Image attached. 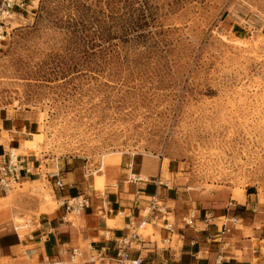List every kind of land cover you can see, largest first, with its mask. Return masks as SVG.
Wrapping results in <instances>:
<instances>
[{"label":"rangeland","instance_id":"rangeland-1","mask_svg":"<svg viewBox=\"0 0 264 264\" xmlns=\"http://www.w3.org/2000/svg\"><path fill=\"white\" fill-rule=\"evenodd\" d=\"M28 3L0 40V116L23 121L14 145L50 168L9 194L33 206L15 217L21 236L31 216L58 208L45 174L68 161L87 189H105L99 202L122 190L110 174L149 157L192 209L225 191L263 203L264 0ZM144 234L159 239L151 226Z\"/></svg>","mask_w":264,"mask_h":264},{"label":"crops","instance_id":"crops-1","mask_svg":"<svg viewBox=\"0 0 264 264\" xmlns=\"http://www.w3.org/2000/svg\"><path fill=\"white\" fill-rule=\"evenodd\" d=\"M0 122L1 160L10 150L20 151L19 144L16 147L14 142H20L17 134L23 121L10 114L3 117L1 114ZM5 132L8 133V138H12L10 142L6 140ZM25 144L27 146L25 149L38 152V149H35L37 146L35 140H26ZM19 157L23 160L26 170L19 184V189L24 190L26 186L43 180V162L36 154L30 152L20 151ZM70 163L67 162V167L63 162L61 166L57 163V173L66 185L63 191L55 186L56 180L51 177L52 173L45 174L59 205L57 208L54 205L55 201L52 200L53 207L46 208L38 217L31 216L32 219L27 220L26 229L29 233L26 235H20L14 220L16 216L26 220L28 214L33 211L32 204L24 202L25 198L20 192L11 198L9 194L13 190L0 195L1 202H9L0 204V264L66 262L73 249L84 253V259L81 261L83 264H86L91 255L103 248L110 249L109 255L115 256L116 241L129 233L127 230L129 217L140 218L148 198L157 191L153 183L129 184L127 179L132 173L152 179L161 178L164 181L158 161L149 157H142L137 161L132 158L126 166L125 173L118 169L109 175L112 176L110 178H119L120 184L112 183V186L120 188L122 185V190H107V193L102 194V199L110 203L107 212L110 210L112 212L101 214L96 209L101 204L100 196L95 191L97 189H87L79 169L70 167ZM130 163L134 164L133 172L128 169ZM44 166L46 169L50 168V165ZM160 193L163 203L169 208V216L175 219L176 234L170 236L168 232L155 227V230H159V239L156 235H149L142 246H135L131 252L132 256H141L144 264H217L216 260L221 250L222 261L219 264H264V196L262 203L259 192L246 191L244 196L234 192L233 198L225 191L221 202L206 201L198 210L201 216L205 212H210L214 219L209 225H202L199 222L197 230L187 227L183 222L189 210L193 208L192 202L184 199L180 190H167L162 187ZM79 195L88 196L94 208L86 210L71 223L63 222L64 217H69L63 202ZM50 197L52 199L51 195ZM225 217L236 220L235 229L231 234L221 238L217 234L221 229V219ZM78 219L80 220L77 221ZM118 222L120 227L117 226Z\"/></svg>","mask_w":264,"mask_h":264},{"label":"built area","instance_id":"built-area-1","mask_svg":"<svg viewBox=\"0 0 264 264\" xmlns=\"http://www.w3.org/2000/svg\"><path fill=\"white\" fill-rule=\"evenodd\" d=\"M34 4L35 0H0V40L4 38L7 32V24L14 15L22 14L30 8L29 3ZM258 22L255 25L257 30H263L264 20L258 16ZM130 172H133L134 164L130 163L128 166ZM23 160L17 156L13 157L11 150L7 156H4L0 160V195L2 193L7 194L14 190L17 185L20 184L22 180V174L25 172ZM51 177L55 179V186L63 191L66 185L60 178L59 173H52ZM129 184L137 183H153L156 186L157 191L151 194L147 200V203L142 209L140 218H135L134 216L129 217L127 224L128 234L119 238L116 241L115 256H110V249L103 248L97 251L94 255L86 261V264H144V259L141 256H132L131 252L135 249V246L144 244L145 234L148 226L152 228H159L170 234V236H175L176 234V224L172 221L169 216V208L163 203L161 199L160 190L162 187L167 190H177L168 183L163 181L161 178L152 179L148 176H141L132 174L127 179ZM66 206V212L69 216L77 218L81 216L86 210L94 208L91 199L85 195H79L75 198L66 200L63 202ZM110 203L106 200H101V204L97 209L99 213L107 212ZM112 212L111 210L109 211ZM198 209L189 210L187 216L183 219L184 224L192 229L197 230L201 222L202 225H209L212 223L214 217H212L210 212H205L203 216ZM68 216L63 218V222H72ZM221 229L217 234L219 237L223 238L232 233L235 229L234 225L236 223L235 219L223 218L221 220ZM171 238L169 239V243ZM220 255L216 260V263H221L222 251H219ZM84 259V253L81 250L73 249L69 253L68 261L57 262L56 264H77Z\"/></svg>","mask_w":264,"mask_h":264},{"label":"bare ground","instance_id":"bare-ground-1","mask_svg":"<svg viewBox=\"0 0 264 264\" xmlns=\"http://www.w3.org/2000/svg\"><path fill=\"white\" fill-rule=\"evenodd\" d=\"M14 151V150H13ZM15 152V151H14ZM13 157H17V155H15V153H12Z\"/></svg>","mask_w":264,"mask_h":264}]
</instances>
